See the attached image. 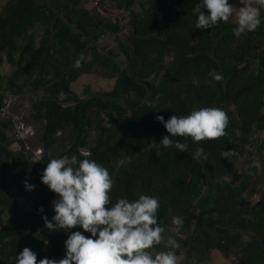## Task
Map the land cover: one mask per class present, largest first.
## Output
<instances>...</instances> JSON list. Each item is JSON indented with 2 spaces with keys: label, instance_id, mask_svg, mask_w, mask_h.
Masks as SVG:
<instances>
[{
  "label": "trees",
  "instance_id": "16d2710c",
  "mask_svg": "<svg viewBox=\"0 0 264 264\" xmlns=\"http://www.w3.org/2000/svg\"><path fill=\"white\" fill-rule=\"evenodd\" d=\"M246 1L236 21L229 0H0V111L27 88L43 128L32 162L0 121V264H159L170 229L161 264H264V0ZM94 73L112 88L72 91Z\"/></svg>",
  "mask_w": 264,
  "mask_h": 264
},
{
  "label": "rangeland",
  "instance_id": "374dc122",
  "mask_svg": "<svg viewBox=\"0 0 264 264\" xmlns=\"http://www.w3.org/2000/svg\"><path fill=\"white\" fill-rule=\"evenodd\" d=\"M3 1V0H1ZM42 2L43 0H37ZM97 5L96 0H91L90 4L87 5V8H92ZM252 4L246 0H229L227 7L221 8L220 11L222 14L228 15L230 18L240 21L242 20V14L246 11L252 13ZM126 24V21L123 22ZM41 28L38 27V33H41ZM100 46L115 48L116 43L114 42V38L111 35L104 36L100 41ZM85 84H91L92 87L97 89H105L110 90L113 86V81H109L106 78H103L100 74L94 73L92 76H81L78 78L76 82L71 84V89L73 92L78 93L82 86ZM28 89L24 88L21 95H15L14 97H8L5 100V107L0 111V121L4 120L7 122L10 120V123L7 124V130L5 133L10 138L18 137L25 142L26 150L31 157L32 162H38L40 157L43 155V147L41 144V135H42V125L37 123L32 118L26 115V106L29 105V99L27 93ZM94 138V135H93ZM12 150L18 152L20 147L18 144H14L12 146ZM64 147L62 143L57 144L51 151L49 152V157L51 160L57 161V168H61L64 164V159H62V152L64 151ZM249 167V162L245 161L242 166H238V172H242ZM33 187V184H29L26 182L22 186V190H30ZM247 202L250 205L255 204L258 201V196L252 194L250 191L246 193ZM174 237L173 230L170 229L169 236L164 237L161 236V243L164 246V251L161 255H158L157 262L161 264V259L165 253L171 251V254L168 256L171 257L173 254V250L176 248V244L172 243ZM171 242V244L169 243ZM173 257V256H172ZM196 264V263H194ZM209 264H235L231 259H226L223 255L217 251L213 250L210 254Z\"/></svg>",
  "mask_w": 264,
  "mask_h": 264
}]
</instances>
